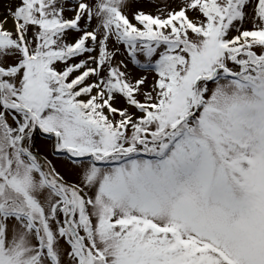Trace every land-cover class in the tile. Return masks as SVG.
<instances>
[{"label":"snow or ice","instance_id":"6c2138e0","mask_svg":"<svg viewBox=\"0 0 264 264\" xmlns=\"http://www.w3.org/2000/svg\"><path fill=\"white\" fill-rule=\"evenodd\" d=\"M0 264H264V0H4Z\"/></svg>","mask_w":264,"mask_h":264},{"label":"rangeland","instance_id":"374dc122","mask_svg":"<svg viewBox=\"0 0 264 264\" xmlns=\"http://www.w3.org/2000/svg\"><path fill=\"white\" fill-rule=\"evenodd\" d=\"M4 2V0H0V4H2Z\"/></svg>","mask_w":264,"mask_h":264}]
</instances>
